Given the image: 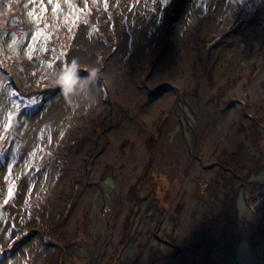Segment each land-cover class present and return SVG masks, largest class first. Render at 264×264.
I'll return each instance as SVG.
<instances>
[{"label": "rangeland", "instance_id": "rangeland-1", "mask_svg": "<svg viewBox=\"0 0 264 264\" xmlns=\"http://www.w3.org/2000/svg\"><path fill=\"white\" fill-rule=\"evenodd\" d=\"M173 1L0 0V264H264V0H184L179 15ZM73 58L96 70L95 102L51 85ZM180 64L190 78L173 83ZM130 86L143 95L126 104ZM137 142L148 154L117 190ZM164 151L177 173L156 168Z\"/></svg>", "mask_w": 264, "mask_h": 264}, {"label": "bare ground", "instance_id": "bare-ground-1", "mask_svg": "<svg viewBox=\"0 0 264 264\" xmlns=\"http://www.w3.org/2000/svg\"><path fill=\"white\" fill-rule=\"evenodd\" d=\"M178 3V6L175 8V4ZM184 3V0H174L173 1V8H175V14L176 15H179L180 12H182V8H181V4ZM236 5V4H235ZM235 8V13H237V7H234ZM167 9V8H165ZM164 9V10H165ZM228 14V13H227ZM229 19L227 20V23L225 25V28L228 29V26H233L235 24L234 22V19L233 18V15L234 13L232 12H229ZM164 16H167L166 14ZM226 17V16H224ZM119 18V17H118ZM134 18V17H133ZM146 17L145 15H141L140 16V20H144ZM120 19V18H119ZM185 22V21H184ZM186 26H185V30H189L190 29V25L192 24V20H190L189 18L186 19ZM127 26H129V23L127 22L126 23ZM151 30L145 32L143 34L144 38L146 40H148L147 44L146 45H142L140 44V51H142L143 53L146 54V59L145 61L142 63L143 66L145 67H149V64L148 61H149V53L145 50V48L147 46H151L155 43V39H156V32L157 30L154 29L153 27H150ZM124 37H125V41H128L130 36L129 34H125L124 33ZM145 46V47H144ZM168 59V58H167ZM166 61V60H165ZM164 61V62H165ZM163 62V63H164ZM162 63V64H163ZM182 64H180V66L178 68H172L171 69V72L173 75H171V77H169V74L166 72L164 74L165 77H167L170 81H172L173 83H179V84H183V82L186 80L187 77H189L188 75H190V70L188 69L187 66H185V70H186V75L184 78H180V75L182 74ZM121 76H122V79H120V82L121 83H124V77H127V79L129 80L130 84L133 85V81H132V78L130 76H128V74L126 72H123L121 73ZM158 76H154L152 75L151 76V80L153 79H156ZM190 78V77H189ZM139 80V79H138ZM206 84V82H205ZM252 94L254 96H261V99H264V91L261 92V89L259 87H255L254 84H252ZM129 90H122L121 88V95H120V98L123 102H125L126 104H128L129 102V99L130 98H133L135 96V93H138L139 96H142L143 93L142 91H139L138 87H128ZM263 93V95H262ZM205 115V113H203ZM201 118H205V116L201 115L200 116ZM137 124H136V121L133 120V121H128L126 123V126H125V129L123 130H119V128L112 134V137H111V140H112V144L109 146L108 150H107V153H108V158L113 160L115 159L117 153H118V150L117 148L114 147V143H116L118 141V138L121 136V134L123 135H126L127 132L131 129V127H136ZM209 131H207L208 133ZM234 137H239L238 134H233ZM134 139V138H133ZM203 140H205V138H203ZM232 139H230L231 141ZM138 145L131 151L129 150V148L126 150V156L124 158V163L126 165V167L124 168L123 172L124 174L123 175H120L119 176V180L117 182V190H119V188L121 189L122 187H126L127 185H125V182L122 183V179H125L126 181L131 178L133 176V166L138 164L140 161H142L144 159V157L148 154L147 153V146L146 145H142L140 142H137ZM161 144H163V142H161ZM33 143L30 142L29 146H32ZM164 145H167V140L164 141ZM162 155V157H157V161H156V168H159V169H163V170H166L168 173L170 174H175L177 173V170H176V167H173L171 166V164L169 162H167V157H168V152L167 151H164V152H158L157 155ZM169 154H170V158L174 159L175 157H177V155H180V157H182V159L184 160V163H183V166H185V162H186V150L183 148V141L180 139V143H178L177 141L172 145L170 146V151H169ZM45 160V159H44ZM43 164L45 163L44 161H42ZM41 162V163H42ZM208 175V174H207ZM185 188L188 189V191H190V183H185ZM263 188H260V186H257V185H254V186H250L248 187L247 191H246V194L247 196L249 195V200L252 201V202H255V205L256 203L259 204V202H261V198H262V195L260 193L259 190H262ZM142 194H147L148 193V190L147 189H144L142 192ZM190 199V193L188 192L186 197H185V202L187 203V206H186V210L185 212L183 213L182 217H181V225H180V228H179V231H184L186 230L187 228H189L191 226V220L189 219V214H188V210L189 208L191 207V201L189 200ZM85 200V197H83L80 202L78 201L75 205H73L71 208H70V211L71 213L74 212H77L79 209V206H80V203ZM42 210H47V206H44L42 205Z\"/></svg>", "mask_w": 264, "mask_h": 264}, {"label": "clouds", "instance_id": "clouds-1", "mask_svg": "<svg viewBox=\"0 0 264 264\" xmlns=\"http://www.w3.org/2000/svg\"><path fill=\"white\" fill-rule=\"evenodd\" d=\"M81 66L77 58H73L66 67H62L50 78L52 86L60 90V94L69 101L75 96H80L85 101L95 102L92 87L95 84L97 72L89 69L88 75H80ZM78 106V104H77Z\"/></svg>", "mask_w": 264, "mask_h": 264}, {"label": "snow or ice", "instance_id": "snow-or-ice-1", "mask_svg": "<svg viewBox=\"0 0 264 264\" xmlns=\"http://www.w3.org/2000/svg\"><path fill=\"white\" fill-rule=\"evenodd\" d=\"M154 2L157 4V5H166V4H168V3H170L171 2V0H154ZM59 7V5H57V8ZM104 7H105V9H107V7H108V5H107V3H105V5H104ZM109 19H110V17H109ZM61 56H63V53H61ZM49 67H52V65H49ZM9 197H11L12 196V190H11V188L9 189ZM7 202V201H6Z\"/></svg>", "mask_w": 264, "mask_h": 264}, {"label": "trees", "instance_id": "trees-1", "mask_svg": "<svg viewBox=\"0 0 264 264\" xmlns=\"http://www.w3.org/2000/svg\"><path fill=\"white\" fill-rule=\"evenodd\" d=\"M0 68H1V66H0ZM1 70V69H0ZM3 71H4V69H3Z\"/></svg>", "mask_w": 264, "mask_h": 264}]
</instances>
